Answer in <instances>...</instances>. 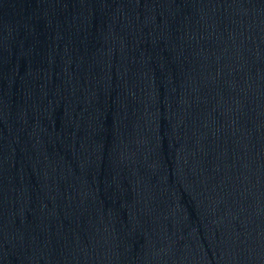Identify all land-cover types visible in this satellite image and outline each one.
<instances>
[{
  "label": "water",
  "instance_id": "water-1",
  "mask_svg": "<svg viewBox=\"0 0 264 264\" xmlns=\"http://www.w3.org/2000/svg\"><path fill=\"white\" fill-rule=\"evenodd\" d=\"M0 264H264V0H0Z\"/></svg>",
  "mask_w": 264,
  "mask_h": 264
}]
</instances>
